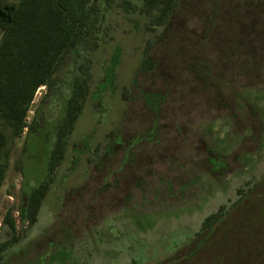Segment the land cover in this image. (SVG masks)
Listing matches in <instances>:
<instances>
[{"label":"rangeland","instance_id":"rangeland-1","mask_svg":"<svg viewBox=\"0 0 264 264\" xmlns=\"http://www.w3.org/2000/svg\"><path fill=\"white\" fill-rule=\"evenodd\" d=\"M132 1L142 6L141 0ZM147 23L143 14L129 15L118 5L109 13L106 41L92 56L90 97L34 225L21 211L47 180L65 101L46 108L47 122L39 133L26 129L12 139L0 126L7 135L1 157L9 154L0 184L1 241L13 237L3 224L8 212L16 223V239L0 264H171L188 251L207 217L222 206L230 209L240 189L263 179L264 96L258 97L262 82L255 80H234L237 96L225 90L219 98L196 84L182 88L173 81L176 94L166 107L169 114H163L160 138L133 148L135 159L123 170L121 147L107 159L111 133L129 142L147 122L144 102L133 87L153 36ZM194 27H188L191 34ZM45 92L43 87L36 94L29 125ZM207 149L225 163L223 173H213ZM102 158L106 162L98 168Z\"/></svg>","mask_w":264,"mask_h":264},{"label":"trees","instance_id":"trees-1","mask_svg":"<svg viewBox=\"0 0 264 264\" xmlns=\"http://www.w3.org/2000/svg\"><path fill=\"white\" fill-rule=\"evenodd\" d=\"M141 1L142 6L132 0L0 2V126L10 131L12 139L20 138L26 129L39 133L47 122L46 108L65 101L47 180L31 192L21 211L28 224L38 220L52 176L90 97L92 56L106 41L105 23L116 5L129 15L143 14L147 30L153 34L133 81L144 102L145 127L141 124V131L129 142L118 132L109 136L107 159L114 157L113 149L121 147L122 170L133 163V148L160 138L163 114L176 94L173 81L182 88L196 84L219 98L225 90L237 96L232 81L255 80L262 82L258 97L264 96V0ZM190 26H196L191 28L194 34L188 30ZM43 87L46 92L29 125L31 105ZM177 131L181 136V128ZM6 144L7 135L0 130V184L9 164L7 151L1 157ZM206 153L213 173H223L226 165L220 157L211 149ZM101 161L98 168L106 162ZM238 193L239 199L230 209L222 206L204 220L188 251L173 257L171 264H264V177ZM3 224L13 237L0 240V259L16 239L11 212Z\"/></svg>","mask_w":264,"mask_h":264},{"label":"crops","instance_id":"crops-1","mask_svg":"<svg viewBox=\"0 0 264 264\" xmlns=\"http://www.w3.org/2000/svg\"><path fill=\"white\" fill-rule=\"evenodd\" d=\"M1 36H2V34H1Z\"/></svg>","mask_w":264,"mask_h":264}]
</instances>
